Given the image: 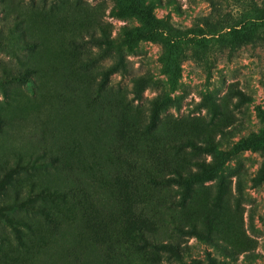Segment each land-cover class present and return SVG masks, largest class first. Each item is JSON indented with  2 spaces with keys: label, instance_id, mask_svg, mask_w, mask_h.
<instances>
[{
  "label": "rangeland",
  "instance_id": "1",
  "mask_svg": "<svg viewBox=\"0 0 264 264\" xmlns=\"http://www.w3.org/2000/svg\"><path fill=\"white\" fill-rule=\"evenodd\" d=\"M263 11L264 0H0V264H264V155L228 152L263 127L264 51L226 37ZM188 29L201 43H173ZM119 56L129 74L104 79ZM137 76L142 102L171 101L148 134L146 106L130 100ZM193 133L218 144L191 155L216 168L184 195L151 164H184L170 146Z\"/></svg>",
  "mask_w": 264,
  "mask_h": 264
},
{
  "label": "trees",
  "instance_id": "2",
  "mask_svg": "<svg viewBox=\"0 0 264 264\" xmlns=\"http://www.w3.org/2000/svg\"><path fill=\"white\" fill-rule=\"evenodd\" d=\"M202 23L206 25L210 29H214L219 23L210 22L207 18L202 19ZM156 29L157 25L155 24ZM168 30H171L170 27L166 26ZM262 28V29H259ZM156 29L153 33L149 32L145 38H152L155 35ZM191 37H187L188 35ZM198 35L195 34V31L192 29L185 30L180 32L178 30L173 31L172 41L173 43L178 44L179 42H183L184 44H198L201 43L200 38H197ZM227 46L231 50H235L240 48L243 45L249 44L253 47H259L264 51V11L263 15L259 18V23H254L250 25L249 28H245L243 25H235L233 26V31L227 34ZM197 39V40H195ZM204 40V39H203ZM197 53L195 51L192 53L194 56ZM113 74H121L128 75V61L125 60L122 56L117 57L115 62H112L103 72V78L107 79L108 76ZM149 88V82L146 77H133L130 79V89L129 93L131 94V101H137L142 103L145 107L146 116H145V132L148 134L149 132H154L157 126L160 123V119L166 108L168 107L169 99H164L161 94H156L145 102H142V93L145 89ZM232 93L236 98V106L238 107L244 100L245 96L240 91H233ZM177 109V108H176ZM175 109V110H176ZM218 114V113H217ZM262 128H259L256 132H251L245 137H241L236 141V143L232 144L228 150L230 154H237L242 151H251L264 155V111L258 110L257 114ZM235 130V128H233ZM221 137L224 136L222 129L220 130ZM182 138L179 140V143L171 145L170 147L175 148V155L180 154L181 156H185L184 164L180 166H169L164 161H156L157 164H151L153 166L155 174L158 175V182L166 184L167 186H178L183 188V194L186 195L189 193L192 183L196 181L198 178L205 176L204 174L212 171L213 163H205L204 160L199 159L198 157H191L192 154H199V152L203 148L208 150L210 148H214V146L218 145L214 142L210 133L205 134L200 137L198 134H184L181 136ZM201 145L205 147H201ZM187 155V156H186ZM194 168V169H191ZM202 171V173H201ZM154 180V179H149ZM155 182V181H153ZM157 184V182H155ZM54 195H59L57 193H52ZM151 249H155L156 251H164L169 252L171 247L170 244H160L149 245ZM225 250V249H224ZM229 252V251H227ZM196 264H214V261L209 260L206 263L197 262Z\"/></svg>",
  "mask_w": 264,
  "mask_h": 264
}]
</instances>
